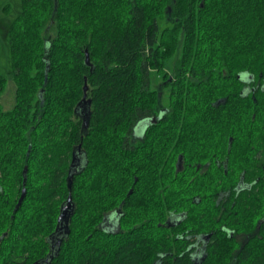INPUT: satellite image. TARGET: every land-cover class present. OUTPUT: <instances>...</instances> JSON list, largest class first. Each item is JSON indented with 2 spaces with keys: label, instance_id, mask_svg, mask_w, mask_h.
Returning a JSON list of instances; mask_svg holds the SVG:
<instances>
[{
  "label": "trees",
  "instance_id": "1",
  "mask_svg": "<svg viewBox=\"0 0 264 264\" xmlns=\"http://www.w3.org/2000/svg\"><path fill=\"white\" fill-rule=\"evenodd\" d=\"M21 7L7 33L11 68L0 70V264L49 256L70 192L68 234L51 264H154L172 245L157 224L180 212L197 232L219 229L200 264H264V226L263 239L238 257L224 255L227 241L236 244L220 232L227 220L241 231L264 208V170L254 167L264 154V90L242 95L239 78L264 83V0H21ZM10 79L14 104L6 110ZM74 151L80 165L71 170ZM26 166L27 196L16 209ZM242 173L253 192L237 189ZM196 198L213 207H198ZM116 211L121 232H108L102 221ZM164 261L194 264L186 254Z\"/></svg>",
  "mask_w": 264,
  "mask_h": 264
},
{
  "label": "flooded vegetation",
  "instance_id": "2",
  "mask_svg": "<svg viewBox=\"0 0 264 264\" xmlns=\"http://www.w3.org/2000/svg\"><path fill=\"white\" fill-rule=\"evenodd\" d=\"M239 78L244 82L245 84L242 87V90L240 91L242 95H247L250 91V89L253 91L259 87H261L264 90V83L258 82L255 86H253L254 82L251 84H247L246 82L248 79L252 80V77L250 76H239ZM148 124V121L144 120L141 123L136 125V128L134 129V137H135V144L140 141L144 127ZM233 142L232 139H230L229 144L231 145ZM257 160L259 161L258 165L254 166L255 168H261V170L258 172V174H261L264 170V154H259L257 156ZM182 166V164H181ZM184 165L182 166V168ZM210 165H205L202 167L203 172L204 169L208 168L210 169ZM198 169L201 168L200 165L197 167ZM248 178L246 173L241 174V179L239 182V185L237 186V189L239 191H246V192H253L252 185L245 183V179ZM138 179L136 178L135 181ZM258 182V180H257ZM211 196H210V202L215 199V186L212 187L211 190ZM197 198L194 200L196 202ZM199 202V203H198ZM206 203L201 204V199L197 200V206L198 207H205L209 206L210 208L213 207V204L210 203L208 205H205ZM120 211H116L113 214L106 215L102 221L101 227L108 231V232H121V224H120ZM212 213L214 215V212L212 210ZM233 211H230V216H232ZM187 214L185 212L180 213H174L171 217L167 218L164 222H160L157 224V227L160 228L161 232L165 233L163 239H171L172 245H166V250L170 249L171 251H159L157 254V261L154 264H163L165 263L164 259H166L168 256H183L186 254L194 264H200L202 261H204L207 257H209V254H211V249L215 245L216 238L213 235L215 231H219V229H212L209 232L203 233V232H197V228H188L187 224L183 225L184 218ZM211 217L212 214L210 213ZM147 218L148 226L146 227L149 233L153 231V227L151 222V215ZM231 220L225 221V225L220 228V232H226L228 233L229 237L232 239V241L236 244V247L234 249H231L230 242L227 241L226 248L230 252H226L224 255H232L234 257H238L244 249L250 247V244L256 239H263L262 237V229L264 226V208L263 212L261 213L260 217L257 218L255 221H243L242 225L245 226L241 231L236 230V228H231L228 225H230ZM66 229L62 226L60 227L57 234L52 235L50 238V245H49V256L45 259H42L40 261H36L34 264H51L52 258L57 254L59 251L65 235ZM173 232L174 235H168L169 232ZM152 236V235H151ZM149 239L151 237L149 236ZM162 239V240H163ZM175 239V242L173 241ZM163 248V247H162ZM260 250V249H259ZM262 250H260L259 254H262ZM252 254V253H251ZM219 255H223L220 254ZM255 255V253H253Z\"/></svg>",
  "mask_w": 264,
  "mask_h": 264
},
{
  "label": "rangeland",
  "instance_id": "3",
  "mask_svg": "<svg viewBox=\"0 0 264 264\" xmlns=\"http://www.w3.org/2000/svg\"><path fill=\"white\" fill-rule=\"evenodd\" d=\"M9 6L7 13L3 12V9ZM21 0H0V70L6 74L11 68L10 59V47L8 40V29L14 19L21 13ZM175 59L170 64L169 72L173 69ZM153 85L158 86L161 82V78L156 74L152 73ZM14 82L10 79L7 82L6 89L1 96V103L4 109H10L14 104ZM164 97H167V92H164Z\"/></svg>",
  "mask_w": 264,
  "mask_h": 264
},
{
  "label": "water",
  "instance_id": "4",
  "mask_svg": "<svg viewBox=\"0 0 264 264\" xmlns=\"http://www.w3.org/2000/svg\"><path fill=\"white\" fill-rule=\"evenodd\" d=\"M86 63L87 65H90L92 66V64L90 63V57H89V54L88 52L86 53ZM93 66H92V71H93ZM88 90H89V87H88V83H87V79L85 80V86H84V97H83V100L80 102L79 106L82 107L81 110H82V114H85V119H84V124H83V127L84 129H87L88 128V106L91 105V100H89L87 97V93H88ZM81 148V145L79 146V150ZM181 160L179 161L178 163V169H180L181 167ZM80 165V160L77 156V152L74 151L73 153V162H72V166H71V170H76V168H78ZM27 173H28V167L26 166L25 169H24V181H23V189H22V193H21V197L19 199V202L17 204V207L16 209H18L19 207H21V205L23 204L26 196H27V189H26V184H27ZM70 179V178H69ZM68 188L69 190L71 191L72 189V180L69 181L68 183ZM132 193V191L130 192ZM73 209V202H72V195H71V192L69 194V197H68V200L66 202V204L63 206L62 208V212H61V215L59 217V224H58V227H57V230L60 229V227L62 226L63 228H65L66 230L69 228V219L72 217V214H71V211ZM66 234H68V231L65 232Z\"/></svg>",
  "mask_w": 264,
  "mask_h": 264
}]
</instances>
